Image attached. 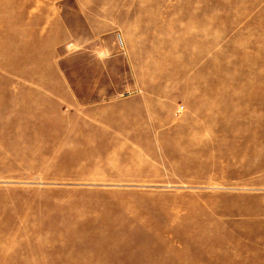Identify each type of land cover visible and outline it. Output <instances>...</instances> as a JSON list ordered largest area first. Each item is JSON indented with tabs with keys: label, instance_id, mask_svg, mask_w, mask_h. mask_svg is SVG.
Returning <instances> with one entry per match:
<instances>
[{
	"label": "rangeland",
	"instance_id": "374dc122",
	"mask_svg": "<svg viewBox=\"0 0 264 264\" xmlns=\"http://www.w3.org/2000/svg\"><path fill=\"white\" fill-rule=\"evenodd\" d=\"M0 264H264V0H0Z\"/></svg>",
	"mask_w": 264,
	"mask_h": 264
}]
</instances>
